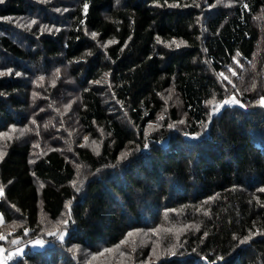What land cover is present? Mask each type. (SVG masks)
Listing matches in <instances>:
<instances>
[{"label":"trees","instance_id":"trees-1","mask_svg":"<svg viewBox=\"0 0 264 264\" xmlns=\"http://www.w3.org/2000/svg\"><path fill=\"white\" fill-rule=\"evenodd\" d=\"M69 1L47 28L36 0L0 3V52L14 62L0 78V132L31 117L40 150L32 156L31 140H15L0 160V214L23 223L0 246L37 240L10 264H73L62 251L69 245L92 255L123 244L118 264H264V0ZM25 17L40 35L11 34L6 22ZM20 64L50 72L55 86L43 90L59 111L73 101L78 141L64 132L69 113L43 112L51 110L44 94H28L31 81L12 66L32 73ZM171 94L185 123L170 126L179 120L172 103L146 136ZM231 95L258 104L226 107L208 125L209 103ZM102 134L99 153L79 144ZM77 164L88 171L79 194ZM67 203L72 230L39 244Z\"/></svg>","mask_w":264,"mask_h":264},{"label":"rangeland","instance_id":"rangeland-1","mask_svg":"<svg viewBox=\"0 0 264 264\" xmlns=\"http://www.w3.org/2000/svg\"><path fill=\"white\" fill-rule=\"evenodd\" d=\"M219 4H222L223 1L225 0H213ZM36 3L41 4V8H43L42 12H45L46 15H44L40 21V26L47 28L48 23L52 20V14H65L68 12V8L69 6H71V3L69 0H36ZM202 8L207 9V11L209 12V6L208 3L203 1L202 3ZM49 7V8H46ZM67 7V9H65ZM7 24L11 25L13 28V31L11 32V34H13L14 36H19L20 38H25L27 40V38L29 35L28 34H36V35H40L39 31H36L37 29L35 27H33L34 23H38L37 21H33L31 22V20L27 17L25 18H17V19H11L8 22H6ZM45 32H49L48 29L44 30ZM37 32H39L37 34ZM3 34H0V36H2ZM36 40V39H35ZM26 47L28 46V42H25ZM264 54V50L261 52ZM14 63L13 61H11V59H9L6 55H4L3 53L0 52V78H3V76H5L7 73H10L11 70H9V65ZM54 64L51 63V65L49 66V68H51ZM21 68H26L27 70H29L32 75H28L26 74L23 70L19 69L17 66L12 68L14 69L15 74H17V77H21L23 76L24 79H29V81H31V85H30V89L28 94L30 96H37L40 98V100L42 99V94L39 92H42L44 94V96L46 97V100L48 102V105L51 106V110H47L45 108V105L42 106V110L47 111V112H51V113H55V112H59L61 114L64 113H69L65 118H63L64 120V132L66 134H69V137H72V142L74 141H78V131L77 129H79V125H78V119L76 120L74 118V108L71 105L73 103V101H68V103L66 104H60V111L58 108H55V101H51L49 95L47 94V92H44V88L46 87V85L53 87L55 86V80L49 76V73H46L43 70H37L40 69L41 67H36L35 65H19ZM11 67V66H10ZM48 67V66H47ZM54 67V66H53ZM53 67L51 69H53ZM5 71V72H3ZM36 73V74H34ZM249 71H246L245 73H243V79L244 81H246V78L248 76ZM59 74V73H57ZM239 77V76H236ZM23 79V80H24ZM230 81V79H227ZM241 83V82H240ZM29 84V83H28ZM38 88V89H36ZM36 89V92H34V90ZM232 97H235V99L238 101V103L236 104H227L224 105L223 107H220L219 109L216 108L217 105L221 104L222 102H218V101H212L209 103V107L211 110L210 113V119H209V123L208 125L212 122V120L214 119L215 116H217L218 114H220L222 112V110L224 108H240L243 110H246L247 108L250 110V108H253L255 105H257V101H251L248 99H245L246 102H249L248 105H246L243 101L239 100L235 95H231L226 99H231ZM225 99V100H226ZM39 100V101H40ZM165 100V109L163 110L162 114L158 116V118L156 119V121L148 126V128L146 129V136L150 133H155L158 130H160L163 126V121L166 120L167 117V113H166V107L170 108L172 103L173 106L177 109V113H178V118L179 120L177 122H175L174 124H171L170 126L174 129V130H179L180 126H182V124L185 123V115L184 112H182V110L179 108L178 102L177 100L174 98V96L171 94L170 96H168V98H164ZM67 101V99L65 98H58V102L59 103H63ZM261 106V103H260ZM57 107H58V103H57ZM48 108V106H47ZM247 109V110H248ZM42 110H40L39 112L41 113ZM43 114V113H41ZM40 115V114H39ZM37 114V117L39 116ZM29 123L28 125H22L20 128H16V127H8L6 130L1 131L0 132V160H2V158L5 155V151H6V147L8 146L9 143L15 141V140H21V141H25V140H31L32 144H33V152H32V156L33 155H38L40 154L39 152H37L39 150V145H36L35 143L38 144V140H33V135H35L36 133L39 134V132L37 131V129H35L34 127V123L31 120V117H29ZM42 118V116H41ZM44 130L46 132H48V128H49V124L51 123V119H49V121H45L44 122ZM34 126V127H33ZM52 126L57 127V124H55L54 122H52ZM208 128L204 129L203 133L207 132ZM60 132V131H59ZM22 138V139H19ZM87 138V139H85ZM101 142L92 137H87V136H81V139L79 141V144H81V146L83 148H88L91 151L95 152V153H99V150L101 149L102 146V142H104L105 136L104 134L100 135L98 137ZM42 141V140H41ZM40 142V141H39ZM134 147L129 146V148H127L126 151H124L122 153V155L119 157V162H123L126 159H129L131 154L130 152L133 150ZM37 149V151L35 150ZM70 149L66 148L65 151L67 152L68 155H70L72 152L68 151ZM40 151V150H39ZM127 154L126 156H123V154ZM67 155V156H68ZM70 157V156H68ZM71 159V158H70ZM76 171H77V175L74 181V184L72 186V189L74 190L75 193L79 194L82 193L87 182H88V176H87V169H85V167L77 164L75 165ZM1 197V196H0ZM72 203H67L66 205V209L65 212L63 213V216L61 217V220L57 223L56 228L52 231V232H47L46 235L43 238L38 239L39 240V244H42L43 246H46V240L45 237L47 236H67V232L69 233L72 230V227H70L69 222L72 220V214H71V208H72ZM44 222H47L46 220ZM46 225H48L47 223H45ZM21 226H23V223L21 221H19L18 218L14 217V220L10 223V224H5L4 219L2 220V222H0V235L6 237L7 235H11L14 233L15 230H18L19 228H21ZM129 236V235H128ZM5 239H0V241H4ZM22 240V241H21ZM15 239V240H11L10 243L8 245L5 246V249L7 250V253H10L9 256L11 258V262L12 260H16L15 258H21L28 250L29 248H32V245H35V242L37 240H33V241H29V240H23V239ZM12 241H16V243H13ZM65 243V242H64ZM63 243V244H64ZM66 245L62 246V249L65 248ZM121 247H126L125 244L121 245L119 248L116 247L114 249H112L110 252H107L106 250H102L101 247L97 246L96 248L101 249V251L97 254H89L87 251H83L81 250L79 247H75V246H71L69 245L68 248H66L65 250H62L65 252V257L67 260H71L70 262H74L75 264H100L101 259L102 262L101 264H118L119 263V254H120V250ZM120 249V250H119ZM86 255V256H85ZM85 256V260L82 262L81 261V257ZM106 257V258H105ZM114 260V261H113ZM73 263V264H74Z\"/></svg>","mask_w":264,"mask_h":264},{"label":"snow or ice","instance_id":"snow-or-ice-1","mask_svg":"<svg viewBox=\"0 0 264 264\" xmlns=\"http://www.w3.org/2000/svg\"><path fill=\"white\" fill-rule=\"evenodd\" d=\"M2 2H3V0H0V3H2ZM85 7H87V6H85ZM245 7H247V5H245ZM93 36H95V34H93ZM177 46H179V45H177ZM221 75H223V73H221ZM233 75H235V73H233ZM225 79H227V77H225ZM229 82L231 83V81H229ZM236 103H238V101L235 99V97H232L231 99L224 100L221 104L217 105L216 108L219 109L220 107H223L224 105H227V104H236ZM260 103H261V106H264V97L261 98ZM85 139H87V138H85ZM126 155H127L126 153L123 154L122 158L124 156H126ZM0 196H3V189L2 188H0ZM2 220H3V217H2V214H0V222H2ZM25 234H27V233H25ZM60 238L63 239L62 236ZM0 239H5V237L2 236V235H0ZM12 242L13 243H16V241H12ZM242 243H243V241H242ZM0 252H3V249L2 248H0Z\"/></svg>","mask_w":264,"mask_h":264},{"label":"crops","instance_id":"crops-1","mask_svg":"<svg viewBox=\"0 0 264 264\" xmlns=\"http://www.w3.org/2000/svg\"><path fill=\"white\" fill-rule=\"evenodd\" d=\"M3 249V252H0V264H4V259L10 253H7L6 249L3 246H0ZM11 255V254H10Z\"/></svg>","mask_w":264,"mask_h":264},{"label":"built area","instance_id":"built-area-1","mask_svg":"<svg viewBox=\"0 0 264 264\" xmlns=\"http://www.w3.org/2000/svg\"><path fill=\"white\" fill-rule=\"evenodd\" d=\"M10 262H11L10 256H6L4 259V264H10Z\"/></svg>","mask_w":264,"mask_h":264}]
</instances>
